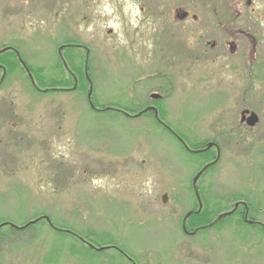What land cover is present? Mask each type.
Masks as SVG:
<instances>
[{"label":"rangeland","instance_id":"1","mask_svg":"<svg viewBox=\"0 0 264 264\" xmlns=\"http://www.w3.org/2000/svg\"><path fill=\"white\" fill-rule=\"evenodd\" d=\"M40 20L34 15L27 18L28 46L37 58L26 50L20 58L31 67H43L49 75L58 63L39 44L47 32L55 31H48ZM98 40L93 41L94 48L109 47V41ZM60 44L54 41L47 49ZM168 52L157 48L132 55L107 50L88 58L87 83L76 79L78 89L84 84L87 94L44 93L45 89L40 94L31 90L21 74L5 81V74L1 75L0 221L21 226L26 218L44 215L80 238L103 243L112 237L136 264H264V230L251 229L237 216L220 219L217 226L197 234L196 230L187 236L181 232V220L196 211L199 201L211 218L244 202L253 210L250 216L264 224V174L257 168L252 171L261 156L246 146L262 147V105L248 107L261 116L262 123L242 141L229 135L227 141L219 142L218 163L198 179L199 201L191 189L192 180L206 160L197 154L189 156L151 117L127 119L111 111L95 112L107 106L115 110L128 106L134 82H144L161 70L153 65L173 62ZM174 68L185 69L183 65L164 69L175 75ZM178 82V90L190 89V78ZM143 86L135 89L139 100L147 93ZM90 88L94 109L87 99ZM189 104L183 107L186 111L160 114L159 120L168 122L181 138L188 137L186 147L212 141L214 111ZM220 112L216 116L226 115ZM249 150L253 166L244 157ZM214 156L212 151L207 164ZM8 230L0 227V264H124L116 250L89 255L74 237H62L44 222L24 232ZM62 241L66 242L60 245Z\"/></svg>","mask_w":264,"mask_h":264},{"label":"flooded vegetation","instance_id":"2","mask_svg":"<svg viewBox=\"0 0 264 264\" xmlns=\"http://www.w3.org/2000/svg\"><path fill=\"white\" fill-rule=\"evenodd\" d=\"M31 15L41 19V23L48 26V31H55L53 35L47 32L39 44V47H45V55L50 59L90 58L107 50L132 55L146 54L157 48L170 51L173 62L149 63L161 67L163 71L157 70L144 82L138 80L133 83L128 106L118 110L107 106L95 111H111L127 119L151 117L184 150L188 137L184 139L176 135L170 130L168 122L159 120L160 114L167 115L171 110L186 111L183 107H189L190 102L198 110L214 111L211 125L213 140L205 142L201 149L187 147L190 151L186 150L195 155L208 144H213L209 150L203 151L214 152L213 165L219 161V142L227 141L229 135L242 141L252 129L246 119L251 113L257 114L249 110L250 104L257 103L264 108V0H0V51L14 55L19 63L25 50L36 58L38 56L28 46L27 18ZM103 23L105 26L102 29ZM61 28L68 30L59 31ZM95 40L109 41V47L99 48L97 45L94 48ZM54 41L61 44L52 51L48 50ZM178 65H183L185 69L174 68L177 71L175 75L167 74V69H164ZM189 78L190 89L178 90L179 79ZM141 83L147 90L143 101L137 99L135 90ZM29 85L35 87L31 82ZM70 90L54 88L52 92L65 94ZM40 92L43 90H38ZM218 112H225L226 115L216 116ZM257 119L255 125L259 126L261 116L257 115ZM262 135L261 149L252 143L246 146L261 156H258L257 167L255 165L252 171L260 169L264 174V133ZM252 150L244 155L247 161L252 160L251 166L255 162L251 159ZM191 189L198 194L197 183ZM238 207L241 211L237 217L244 224L251 229L264 230V224L250 216L253 210L244 202H238ZM183 219L181 232L185 236L192 235ZM64 232L78 240L79 246L91 253L87 252L89 255L116 250L124 258V264H136L121 252L116 240L92 243L75 232Z\"/></svg>","mask_w":264,"mask_h":264},{"label":"trees","instance_id":"3","mask_svg":"<svg viewBox=\"0 0 264 264\" xmlns=\"http://www.w3.org/2000/svg\"><path fill=\"white\" fill-rule=\"evenodd\" d=\"M76 61H78L76 63ZM88 58H83V59H73V60H70V59H65L63 61H59L57 60V63L56 66L53 67V70L52 72L49 71V75H46L44 74V68L43 67H31L30 65L26 64V67L29 71V73L31 74L32 76V80L36 86V88L38 89H45L46 91L44 93H53L52 92V89L54 88H69L71 89L70 91L71 92H75V91H81L85 94L86 92V86L84 87V84L83 86L78 89L77 85H76V79H78L79 77L83 80V82L87 83V81L85 80L84 81V74H85V71L84 69L86 68V66L88 65ZM0 77L1 75L3 74L2 70L4 71L5 73V79H8L9 77H11V75L15 74V73H18V74H21L24 76V79L25 81L28 83V85L30 84V81H29V78L26 74V72L24 71L22 65H20L19 61L17 60V58L14 56V55H11L10 53H2L0 54ZM2 69V70H1ZM87 71V69H86ZM74 74V76L72 75ZM89 87V85H88ZM31 90L33 92H38L36 91V88L34 87H30ZM44 93H41L40 94H44ZM87 94V92H86ZM92 102V100H91ZM92 104H94L92 102ZM101 107V106H100ZM92 111V109H91ZM94 111V110H93ZM96 112V111H95ZM162 116L158 117L159 119H161ZM204 142L203 144H197V145H192L191 146H188L189 149H201L203 148L204 146ZM210 152H203V154H200L199 157H201L202 160H206V164L207 165V161L209 160V156H210ZM187 154V153H186ZM188 155V154H187ZM189 156H192L191 154H189ZM213 166H209L206 171L209 169V168H212ZM233 208V206H232ZM232 208H230L229 210H232ZM241 207H238L237 210L232 214V215H223L221 219L225 220L228 218V216H237L238 212H240ZM213 212V211H211ZM213 215V213H211ZM206 209H202L199 211V213H196V214H192L190 217H188L186 219V224L185 226L190 229V231L193 233L194 230H196V234L198 231H203V230H206L207 228H212L214 226H217L218 223H221V221L217 220L216 221V218L219 214H223L222 213H217L216 214V218H214V215H213V218L210 217L209 214H206ZM45 220V221H44ZM240 220V219H239ZM24 222H22L20 225L21 226H18L16 224L13 223V221H7V220H3V221H0V226H4V227H7L9 230V233H15V232H24V230L26 229H29L32 228L35 224L37 223H46L48 225L49 228H51L52 230H56L57 233H60L63 236L66 235L67 237V234L64 232L65 230L66 231H71L72 229L69 228V227H63V226H60L58 227L57 225H55L54 222H52V220H50V222H47L46 220V216L44 215H35L34 217L32 218H26L24 220H22ZM35 223H32L34 222ZM1 226V227H2ZM24 229V230H23ZM102 236V235H101ZM61 238V237H60ZM87 240H89L90 242H96L95 239H90V238H87ZM107 241H111L113 240L112 237H109V238H106ZM64 242L66 241H62V243L60 245H63ZM97 243V242H96ZM102 244V243H101ZM99 244V245H101Z\"/></svg>","mask_w":264,"mask_h":264},{"label":"water","instance_id":"4","mask_svg":"<svg viewBox=\"0 0 264 264\" xmlns=\"http://www.w3.org/2000/svg\"><path fill=\"white\" fill-rule=\"evenodd\" d=\"M2 52H4V50L0 51V53H2ZM21 64H22V62H21ZM22 66L24 67V69H25V71H26V73H27V75H28L29 80L31 81L32 84H34V82H33V80H32V77H31V75H30L28 69L25 67L24 64H22ZM84 71H85V73L87 74L86 69H85ZM1 80H2V78H1ZM88 82H89V80H88ZM34 85H35V84H34ZM88 92H89L88 95H87L88 103H90L91 108L94 109V107H93V105H92V102H91V94H92V92H91V88L89 89ZM155 118H157L156 115H155ZM257 120H258V119H257V115H255L254 113H251L250 116L246 119V121H247V125L250 126L251 128H253V127L255 126ZM212 146H213V144H208V145L205 147V149H204L203 151H207V150H209V148H211ZM184 148H185V150L190 151V150H188V148H187L185 145H184ZM203 151H197L196 153L198 154V153H201V152H203ZM213 164H214V163H212V164H208V165H205L204 168H202L201 171H200L199 173H197V174L194 176V178H193V180H192V181H193V182H192V185H193V186L197 183L199 177L204 173L205 169H207L210 165H213ZM165 197H166V196L163 197V199H162V203H164V202L166 201V198H165ZM196 197H197V201H199V197H198V194H197V193H196ZM198 203H199V205H198V210H197L196 212H199L200 209H201V207H202L201 201H199ZM237 206H238V203L234 206V208L232 209V211L228 212L226 215H231L232 213H234V211L237 209ZM191 214H192V212H189V213H187V214L185 215V217H184V219H183V223L186 221V219H187L189 216H191ZM220 218H221V216H218V217H217V220H220ZM46 219H47V218H46ZM217 220H216V221H217ZM47 222H49V219H47ZM32 223H35V221L32 222ZM0 227H1V226H0Z\"/></svg>","mask_w":264,"mask_h":264}]
</instances>
